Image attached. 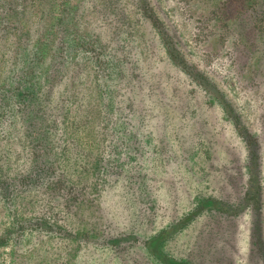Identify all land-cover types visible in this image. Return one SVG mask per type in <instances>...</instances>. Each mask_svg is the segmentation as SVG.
<instances>
[{
	"label": "rangeland",
	"instance_id": "obj_1",
	"mask_svg": "<svg viewBox=\"0 0 264 264\" xmlns=\"http://www.w3.org/2000/svg\"><path fill=\"white\" fill-rule=\"evenodd\" d=\"M0 264H264V0H0Z\"/></svg>",
	"mask_w": 264,
	"mask_h": 264
},
{
	"label": "trees",
	"instance_id": "obj_2",
	"mask_svg": "<svg viewBox=\"0 0 264 264\" xmlns=\"http://www.w3.org/2000/svg\"><path fill=\"white\" fill-rule=\"evenodd\" d=\"M252 187H254V185H253ZM250 192H251V191H250Z\"/></svg>",
	"mask_w": 264,
	"mask_h": 264
}]
</instances>
